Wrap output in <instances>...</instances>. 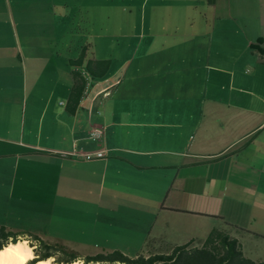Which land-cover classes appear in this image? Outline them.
<instances>
[{
  "label": "crops",
  "instance_id": "crops-1",
  "mask_svg": "<svg viewBox=\"0 0 264 264\" xmlns=\"http://www.w3.org/2000/svg\"><path fill=\"white\" fill-rule=\"evenodd\" d=\"M207 7L205 20L217 26L210 40L217 32L232 47H145L151 50L134 67L142 82L131 90H117L110 56L80 47L68 61L84 49V65H110L101 78L87 76L75 107L72 75L86 76L83 67L64 65L51 52L44 65L0 56V187L8 193L0 226L11 231L8 215L25 214L29 208L20 205H28L47 225L73 222L65 225L80 243H119L112 251L129 257L168 254L190 240L200 247L213 228L233 238L234 229L264 237L226 226L219 206L245 203L242 197L264 201V111L256 100L264 98V0H207ZM92 127L103 129L101 141L89 138ZM98 149L107 156L61 155ZM89 202L117 212L91 215ZM47 208L70 216L43 215ZM198 219L211 224L196 242ZM28 233L42 235L17 234ZM157 244L168 246L158 252Z\"/></svg>",
  "mask_w": 264,
  "mask_h": 264
},
{
  "label": "rangeland",
  "instance_id": "rangeland-1",
  "mask_svg": "<svg viewBox=\"0 0 264 264\" xmlns=\"http://www.w3.org/2000/svg\"><path fill=\"white\" fill-rule=\"evenodd\" d=\"M207 12H210L207 0H0V56L16 63L32 58L44 65L51 52L58 62L67 65L68 60L77 58L80 47H94L95 56H110L111 68L120 79L117 90H131L137 82H142L135 77L134 67L136 63H142L145 54L151 50L145 47H232L224 45L217 32L210 40L209 34L217 26L213 28L212 19L205 20L203 14ZM256 100L257 109L264 111V98ZM99 129L104 133L101 127ZM63 196L59 193L58 199ZM67 197V201L74 198L71 195ZM242 198L245 203L236 201L219 205L224 221L264 234V201ZM7 200L8 193L0 187V208ZM20 206L29 208L27 213H10L7 217L13 233L39 231L42 239L62 240L60 244L81 256L111 252L114 246L120 245L102 244L101 241L80 243L77 234L72 237L70 227L66 226L76 227L73 222L67 221L63 225L57 221L47 225L37 213L30 215V206ZM88 206L91 215L107 212L113 216L117 212L115 205L105 207L89 202ZM41 213L70 216L62 211L53 212L50 208L43 209ZM195 221L191 231L199 242L211 220ZM54 229H59L57 236L52 234ZM231 232L240 242L246 257L264 262V237L247 235L236 229ZM167 246L157 244L156 249L164 252ZM141 248L145 252L148 245ZM136 250L133 247L127 252L135 256Z\"/></svg>",
  "mask_w": 264,
  "mask_h": 264
},
{
  "label": "trees",
  "instance_id": "trees-1",
  "mask_svg": "<svg viewBox=\"0 0 264 264\" xmlns=\"http://www.w3.org/2000/svg\"><path fill=\"white\" fill-rule=\"evenodd\" d=\"M86 58L85 50L83 49L77 60L68 61V64L74 67H83V74L74 72L73 85L70 91L69 102L72 107H75L86 87V77L92 79L101 78L105 75L110 65L109 60L103 61H88L84 65ZM84 65V66H83ZM228 227L232 225L225 223ZM235 228V227H234ZM19 234L7 230L0 226V240L7 241L9 236L15 238ZM28 236L33 240L40 242L42 252L39 253L40 259H46L49 255L59 251L63 253V257L59 259L74 260L80 256L77 252L69 249L67 246L59 243H50L43 241L36 234L28 233ZM15 243V239L13 240ZM193 240L186 244L175 246L168 254H151L149 256L137 255L129 257L120 251H112L108 253H98L95 255L83 256L93 264H264L262 261H254L246 257L239 241L225 231L213 228L207 237L204 239L200 247L193 246ZM3 245H0L2 247ZM59 259L57 264H59ZM36 261H30L29 264H36Z\"/></svg>",
  "mask_w": 264,
  "mask_h": 264
},
{
  "label": "clouds",
  "instance_id": "clouds-1",
  "mask_svg": "<svg viewBox=\"0 0 264 264\" xmlns=\"http://www.w3.org/2000/svg\"><path fill=\"white\" fill-rule=\"evenodd\" d=\"M0 245H3L0 247V264H29L30 261H36L37 264H57L58 259L63 257V253L57 251L46 259H40L39 253L43 251L40 242L27 234L15 238L9 236L6 242L0 240ZM59 264H86V258L78 256L74 260L59 259ZM87 264L93 262L88 261Z\"/></svg>",
  "mask_w": 264,
  "mask_h": 264
},
{
  "label": "built area",
  "instance_id": "built-area-1",
  "mask_svg": "<svg viewBox=\"0 0 264 264\" xmlns=\"http://www.w3.org/2000/svg\"><path fill=\"white\" fill-rule=\"evenodd\" d=\"M88 78L86 77V80ZM88 88V81L86 83V89ZM89 138L96 140V141H101L103 132L102 130L99 129V127H92L90 131L88 132ZM108 154V150L106 149H98L93 152L89 153H62L61 155L63 157H69L71 156L72 158L79 159V160H93V159H100V158H105Z\"/></svg>",
  "mask_w": 264,
  "mask_h": 264
},
{
  "label": "bare ground",
  "instance_id": "bare-ground-1",
  "mask_svg": "<svg viewBox=\"0 0 264 264\" xmlns=\"http://www.w3.org/2000/svg\"><path fill=\"white\" fill-rule=\"evenodd\" d=\"M37 264V263H36Z\"/></svg>",
  "mask_w": 264,
  "mask_h": 264
}]
</instances>
